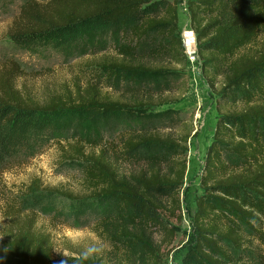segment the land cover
Wrapping results in <instances>:
<instances>
[{
    "label": "trees",
    "instance_id": "obj_1",
    "mask_svg": "<svg viewBox=\"0 0 264 264\" xmlns=\"http://www.w3.org/2000/svg\"><path fill=\"white\" fill-rule=\"evenodd\" d=\"M177 1L161 11L153 0L23 3L7 31L20 47L58 48L85 32L116 23L128 30L122 32L114 57L102 56L88 64L91 74L85 84L74 80L72 87L43 102L17 86L23 70L14 59L1 62L0 116L8 110L12 115L63 117L114 109L117 104L101 92L102 74L124 80L143 74L146 68L135 49L146 33L159 26L162 39L142 56L158 60L181 54ZM187 9L204 76L212 84V77L221 75L223 90L234 89L244 104L243 110L230 115V122L223 116L218 119L206 150L200 178L204 193L195 202L193 216L199 233L196 250L208 264H264V41L255 53H238L264 28V0H187ZM86 145L69 142L61 153L65 160L84 163L83 184L89 195L80 200L111 203L94 230L108 243L117 264H162L153 233L171 242L174 231L163 215L181 218L179 192L186 161L178 144L169 136L141 130L114 139L96 138ZM223 150L235 154L239 166L225 160ZM122 163L137 168L123 170ZM35 188L40 190L36 184L22 193L28 195ZM24 195L3 197L0 264H48L51 259V237L36 227L35 213L24 210ZM250 218L258 221L251 228L258 248L252 247V255L246 256L242 222L249 224ZM84 264L103 263L90 258Z\"/></svg>",
    "mask_w": 264,
    "mask_h": 264
},
{
    "label": "rangeland",
    "instance_id": "obj_2",
    "mask_svg": "<svg viewBox=\"0 0 264 264\" xmlns=\"http://www.w3.org/2000/svg\"><path fill=\"white\" fill-rule=\"evenodd\" d=\"M27 1L0 0V63L8 58L14 59L23 70L16 79L17 86L39 102L47 100L52 93L72 87L74 80L85 84V78L91 74L88 64L102 56L114 57L122 32L128 30V26L116 23L101 31L85 32L58 48L20 47L10 41L7 31L20 6ZM172 1L153 0L152 3L161 11ZM177 15L181 54L175 57L166 55L158 60L142 56L162 39L157 26L136 45L137 58L146 68L143 74L126 80L102 74L101 92L106 99L117 104L114 109L63 117L12 115L8 110L0 116V208L5 195H24L28 188L36 184L40 186V190L35 188L24 195V210L34 212L36 227L51 237L52 253L48 264H60L61 260L71 264V260L54 248L79 259L82 248L74 246V242L83 233L76 229H83L88 236L98 238L105 245L101 254L92 257L94 261L117 264L108 243L94 230L101 215L111 210V203L80 200L89 195L83 184L84 163L65 160L61 152L69 142L86 145L87 141L96 138L114 139L121 133L141 130L174 139L177 150L182 152L186 161L179 192L181 218L176 220L163 215L164 221L173 228L174 239L169 242L154 232L156 254L162 264H208L197 253L199 233L193 223L195 202L204 193L200 184L204 158L218 119L223 116L230 122V115L243 110L244 104L238 95L235 97L234 89L223 90L221 75L212 77V84L204 76L187 0L177 1ZM185 27H190L195 34L194 59H189L184 52L182 29ZM262 41L264 28L253 43L242 47L238 53H255ZM86 148L89 149L87 145ZM222 153L225 160L239 166L235 154L228 150ZM121 167L123 170L137 168L128 163H122ZM4 226L0 217V239ZM252 226H258L256 219L250 218L249 224L242 222L246 256L252 255V247L258 248ZM65 232L67 237L63 236Z\"/></svg>",
    "mask_w": 264,
    "mask_h": 264
},
{
    "label": "clouds",
    "instance_id": "obj_3",
    "mask_svg": "<svg viewBox=\"0 0 264 264\" xmlns=\"http://www.w3.org/2000/svg\"><path fill=\"white\" fill-rule=\"evenodd\" d=\"M76 231L83 233L82 237L74 242V246L82 248L77 264H84L86 260L101 254L105 250V245L98 238L88 236L83 229H76ZM63 236L67 237V232H65ZM54 249L63 257L71 260V264H73V261L76 260L74 257L67 256L62 249ZM60 264H65V260H61Z\"/></svg>",
    "mask_w": 264,
    "mask_h": 264
},
{
    "label": "bare ground",
    "instance_id": "obj_4",
    "mask_svg": "<svg viewBox=\"0 0 264 264\" xmlns=\"http://www.w3.org/2000/svg\"><path fill=\"white\" fill-rule=\"evenodd\" d=\"M182 36H183L184 45L190 46V48H192L194 46L195 34L190 29V27H185L182 29Z\"/></svg>",
    "mask_w": 264,
    "mask_h": 264
},
{
    "label": "built area",
    "instance_id": "obj_5",
    "mask_svg": "<svg viewBox=\"0 0 264 264\" xmlns=\"http://www.w3.org/2000/svg\"><path fill=\"white\" fill-rule=\"evenodd\" d=\"M183 44H184V42H183ZM193 48H194V46L192 48H190V46L184 45V50H185L184 52L188 56L189 59L190 58L194 59V57H195V53H194Z\"/></svg>",
    "mask_w": 264,
    "mask_h": 264
}]
</instances>
